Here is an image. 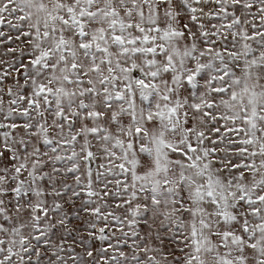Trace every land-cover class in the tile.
<instances>
[{
  "label": "snow or ice",
  "instance_id": "6c2138e0",
  "mask_svg": "<svg viewBox=\"0 0 264 264\" xmlns=\"http://www.w3.org/2000/svg\"><path fill=\"white\" fill-rule=\"evenodd\" d=\"M0 37V264H264V0H0Z\"/></svg>",
  "mask_w": 264,
  "mask_h": 264
},
{
  "label": "rangeland",
  "instance_id": "374dc122",
  "mask_svg": "<svg viewBox=\"0 0 264 264\" xmlns=\"http://www.w3.org/2000/svg\"><path fill=\"white\" fill-rule=\"evenodd\" d=\"M4 30L7 31V29H4ZM9 34L12 36L16 35L15 32H11ZM3 40L4 38L0 37V41H3ZM19 43H20L19 41H13L10 43H0V59L8 60L18 55V53H10L9 55L5 56L4 53L7 51L8 48L17 47Z\"/></svg>",
  "mask_w": 264,
  "mask_h": 264
}]
</instances>
